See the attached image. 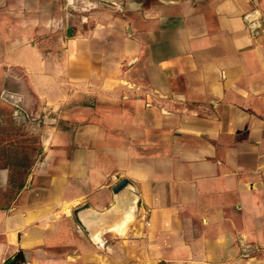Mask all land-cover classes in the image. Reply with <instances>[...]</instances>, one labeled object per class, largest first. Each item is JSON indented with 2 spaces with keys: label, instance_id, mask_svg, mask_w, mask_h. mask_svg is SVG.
Returning a JSON list of instances; mask_svg holds the SVG:
<instances>
[{
  "label": "crops",
  "instance_id": "0c3cea01",
  "mask_svg": "<svg viewBox=\"0 0 264 264\" xmlns=\"http://www.w3.org/2000/svg\"><path fill=\"white\" fill-rule=\"evenodd\" d=\"M0 94L54 119L0 264H264V0H0Z\"/></svg>",
  "mask_w": 264,
  "mask_h": 264
},
{
  "label": "rangeland",
  "instance_id": "374dc122",
  "mask_svg": "<svg viewBox=\"0 0 264 264\" xmlns=\"http://www.w3.org/2000/svg\"><path fill=\"white\" fill-rule=\"evenodd\" d=\"M4 88L18 89L12 77L7 78ZM32 105L37 108V103ZM52 116H46L44 111L33 112L22 103L15 104L10 96L4 99L0 94V166L9 165L6 170H0V205L12 199L19 190L18 185L27 181L42 159V141L50 121H54Z\"/></svg>",
  "mask_w": 264,
  "mask_h": 264
},
{
  "label": "water",
  "instance_id": "95a60500",
  "mask_svg": "<svg viewBox=\"0 0 264 264\" xmlns=\"http://www.w3.org/2000/svg\"><path fill=\"white\" fill-rule=\"evenodd\" d=\"M69 33L72 34V29L70 28L69 29ZM126 184V180H122L121 182H119V184L116 186L117 189L123 187L124 185ZM77 214V212H76ZM78 217V216H77ZM78 221L80 222L79 218H78ZM18 260V256L12 258L8 264H15V262Z\"/></svg>",
  "mask_w": 264,
  "mask_h": 264
},
{
  "label": "trees",
  "instance_id": "16d2710c",
  "mask_svg": "<svg viewBox=\"0 0 264 264\" xmlns=\"http://www.w3.org/2000/svg\"><path fill=\"white\" fill-rule=\"evenodd\" d=\"M8 166H9V165L4 164V165L0 166V168H6V167H8ZM25 184H26V181H25V182H21V183L18 185L19 190L22 189V188L25 186Z\"/></svg>",
  "mask_w": 264,
  "mask_h": 264
},
{
  "label": "built area",
  "instance_id": "2783aa9c",
  "mask_svg": "<svg viewBox=\"0 0 264 264\" xmlns=\"http://www.w3.org/2000/svg\"><path fill=\"white\" fill-rule=\"evenodd\" d=\"M147 224H149V221L147 222Z\"/></svg>",
  "mask_w": 264,
  "mask_h": 264
}]
</instances>
